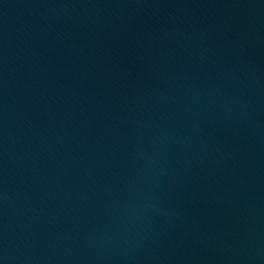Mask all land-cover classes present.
<instances>
[{"label": "water", "instance_id": "water-1", "mask_svg": "<svg viewBox=\"0 0 264 264\" xmlns=\"http://www.w3.org/2000/svg\"><path fill=\"white\" fill-rule=\"evenodd\" d=\"M0 264H264V0H0Z\"/></svg>", "mask_w": 264, "mask_h": 264}]
</instances>
